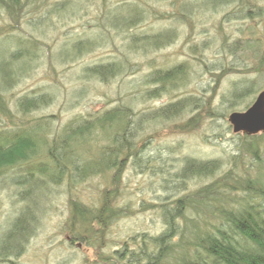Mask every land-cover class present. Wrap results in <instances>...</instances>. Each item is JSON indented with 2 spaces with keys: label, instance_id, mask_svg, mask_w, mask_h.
I'll return each instance as SVG.
<instances>
[{
  "label": "rangeland",
  "instance_id": "rangeland-1",
  "mask_svg": "<svg viewBox=\"0 0 264 264\" xmlns=\"http://www.w3.org/2000/svg\"><path fill=\"white\" fill-rule=\"evenodd\" d=\"M242 1V4L238 0L213 9L205 8L200 0H140L138 5L134 0H33L25 7L21 18L15 21L8 19L4 13L0 14V32L3 35L36 37L46 48L48 46L50 53V58L44 55L41 61L33 62L24 77L18 79L20 82L7 93L8 102H12L10 107L14 108L16 98L41 93L49 90L50 86L56 94L53 103L29 115L23 116L15 111L20 119L15 118L13 112L0 114V127H16L26 124V121L43 118V127H46L42 134L46 137L44 142L41 141L43 146L51 142L57 132L62 133L68 122L90 119L98 111L121 104L130 105L138 116V122L146 121L141 125L144 130L139 141L149 140L146 158H152V162L143 169L135 167L132 162L127 164L118 202L130 208V212L115 221L108 233L96 241H91L94 233L85 229L82 233L86 237L83 241L79 240V232L72 224L69 201L74 197L88 207L100 208L103 191L112 187L110 180L113 173L104 176L89 173L87 180L76 183L68 178L55 181L39 176L40 191L38 188L32 190L24 201L18 192L20 188L11 180L16 175L28 176L30 170L27 169L31 165L23 164L17 169L0 173V238L31 198L37 200L39 209L35 230L23 254L11 258L13 263L121 264L116 260V252L125 247L133 248L130 238L134 234L153 233L162 228L155 204L167 198L163 179L180 168L184 157L221 160L224 166L216 177L232 167L228 162L231 157H241L237 149L242 143V135L233 132L228 116L231 112L247 109L264 90V0ZM249 1L258 5L263 14L252 21L242 17L239 11ZM122 5L128 8L127 12L136 10V6L147 10V18L140 27L118 29L111 23L114 11L120 6L124 8ZM248 6L254 7H245ZM188 7L193 10L191 14L186 13ZM165 31L175 33L166 45L129 46L134 33L153 35ZM79 38H90L96 42V47L74 59H60L59 52L70 48V43ZM236 44H241L246 50L237 49L229 53L227 47ZM122 57L132 66L126 76L114 77L106 82L100 76L84 73L91 64ZM183 63L188 73L186 86L160 97L144 95L147 86L140 81H144L154 69L171 68ZM221 69L224 71L220 72ZM150 87L148 85L147 88ZM187 97L198 103L187 101L190 107L173 119L148 121L153 119L156 109ZM195 104L199 107L206 105L204 114L197 119L200 108L197 109ZM209 107L219 114H226V117L211 118L207 115ZM192 119L199 121L198 125L192 131H184L186 124H194L195 120L190 122ZM98 134L91 139L96 149L107 143V133ZM261 141L260 155L264 153V140ZM93 144H90L91 149ZM31 163L36 164L38 160L34 159ZM245 167L249 169L247 174L264 170V157L259 163L251 154L245 160L239 158L236 171L241 173ZM214 177L189 180L186 186L195 190Z\"/></svg>",
  "mask_w": 264,
  "mask_h": 264
},
{
  "label": "trees",
  "instance_id": "trees-1",
  "mask_svg": "<svg viewBox=\"0 0 264 264\" xmlns=\"http://www.w3.org/2000/svg\"><path fill=\"white\" fill-rule=\"evenodd\" d=\"M134 1L136 5L141 3L140 0ZM239 1L242 4L243 1ZM32 2L33 0H0V14L4 13L8 19L17 20L21 18L25 7ZM200 2L205 8L217 9L238 0ZM252 3L249 1L239 10L242 17L251 21L256 16L263 15L261 8ZM247 5L254 7H245ZM123 7H118L113 13L114 18L111 19V23L118 29L140 27L146 20L148 12L144 8L136 6V10L127 12L128 8ZM192 11L191 7L186 9L187 14ZM173 37L175 33L171 31L153 35L134 33L129 46H163ZM257 38L261 40L260 37ZM95 43L90 38H79L70 43L67 50L63 48L59 52V58L65 61L82 56L93 50ZM227 48L229 53H234L237 49L246 50L241 44ZM48 49V46L46 48L36 37H14L0 32V114L9 115L13 112V116L20 119L15 111L26 116L53 103L56 94L51 86L49 90L41 93H30L16 98L15 109L10 107L12 102H8L6 98L7 93L20 82L18 79L30 70L33 62L41 61L44 55L49 57ZM130 70L131 64L122 57L91 64L84 73L100 76L102 81L108 82L111 78L128 75ZM222 71L224 70L221 69L220 72ZM187 75V67L183 63L171 68L154 69L140 83L151 86L145 88L144 95L160 97L164 93L186 86ZM189 100L193 101V98L170 101L156 109L153 119L148 117V121H167L179 116L190 107L187 102ZM194 106L200 108L197 119L204 114L203 108L206 105ZM207 115H211V118L226 117V114H219L210 107ZM137 117L130 105L121 104L104 109L90 119L68 122L62 133L57 132L51 142L43 146L42 142L46 140V137L42 136L46 129L43 127V118L26 121V124L16 127H0V173L17 169L23 164L31 165L29 168L26 165L27 170H30L28 176L16 175L11 180L20 188L18 192L23 201L27 200L26 195L32 194V190L38 188L40 191L39 176L53 178L55 181L68 178L76 183L87 180L89 173L101 176L113 173L110 182L115 188L108 187L103 191L100 208L88 207L74 197L69 201L72 224L79 232V240L83 241L85 236L82 229L94 233L91 241L103 238L115 221L126 217L130 212V208L121 206L118 202L123 190L121 183L127 164L132 162L135 167L143 169L152 162V158H146V144L149 140L139 141L144 130L141 125L146 121L138 122ZM198 123L199 121L195 120L192 126L186 124L183 130L192 131ZM98 133H107V143L96 149L91 139ZM239 135H242V143L237 152L239 151L241 157H231L228 162L232 167L220 174L221 176H215L224 166L221 160L196 159L189 156L183 158L180 168L163 179L167 198L155 204L162 228L153 233L145 231L134 234L130 238L132 242L129 240L134 247L117 251V261L121 264H264V170L247 174L249 169L245 167L241 173L236 171L239 158L245 160L247 155L251 154L258 163L262 160L264 153L260 155L259 152L264 133ZM90 144L94 145L93 149ZM43 147L44 155L41 154ZM34 159L38 160V163H31ZM228 162L224 164L227 165ZM211 177H214L212 181L195 190L186 186L189 180ZM36 203L37 200L31 198L19 210L8 231L0 238V264H15L11 258H18L23 254L29 237L35 230L36 215L39 211Z\"/></svg>",
  "mask_w": 264,
  "mask_h": 264
},
{
  "label": "water",
  "instance_id": "water-1",
  "mask_svg": "<svg viewBox=\"0 0 264 264\" xmlns=\"http://www.w3.org/2000/svg\"><path fill=\"white\" fill-rule=\"evenodd\" d=\"M228 121L236 134L252 136L264 133V90L247 109L231 112Z\"/></svg>",
  "mask_w": 264,
  "mask_h": 264
}]
</instances>
